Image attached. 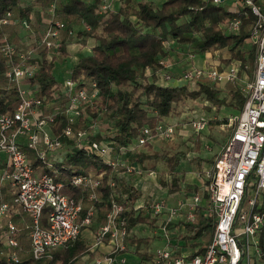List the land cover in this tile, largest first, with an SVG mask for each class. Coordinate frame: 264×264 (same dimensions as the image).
<instances>
[{"label":"built area","instance_id":"built-area-1","mask_svg":"<svg viewBox=\"0 0 264 264\" xmlns=\"http://www.w3.org/2000/svg\"><path fill=\"white\" fill-rule=\"evenodd\" d=\"M61 1L49 0L47 6L38 1L27 17H16L9 10L0 18V26L19 27L28 42L19 47L10 43L6 36L0 42V55L7 66L6 78L16 88L19 98L13 112L0 113V153L5 156V165L0 171V227L3 228L0 241L8 249L0 254L9 261H20L17 253L19 228L11 219L14 211L21 210L30 218L31 223L26 229L30 257L34 260L50 258L57 250L66 248L80 236L84 226L91 224L95 211L93 204L79 221L82 201L64 194L62 183L55 182L52 175L41 169L42 166L54 168L68 151L75 148L95 156L110 169L108 174L102 170L72 177V185L86 189L91 203L101 199L99 185L104 177H107V184L111 187L114 186L113 177H131L133 187L142 193L131 206L133 218L142 215L153 220L154 230L149 232V238H159L162 244L147 249L149 258H139V264H264V197L258 202L259 192L264 191V0H230L227 10L231 17L219 24L224 35H232L238 33L240 17L247 10L255 17L249 27L250 35L245 40L246 46L255 48V68L251 77L245 70L247 66H242L240 60L232 59L225 63L217 59L212 63V60H207L212 57V52H207L203 66L190 64L178 79L179 86L191 87V90L209 84L224 92V86L232 84L247 96V100L242 111L233 117L235 128L215 161L212 172L197 175L203 192L185 193L182 190L180 194L183 198L173 205L165 196L152 199V195H144L139 186L143 177L148 178L155 188L164 189L159 181V173L142 169L138 163L125 158L139 148L153 146L157 142L189 141L193 134L207 130V119L196 109L185 106L177 121L170 118L153 128L144 126L137 137L131 138L116 151V132L101 121L104 110L98 105L100 89L97 82L93 78L73 79L71 76V67L79 58L73 55L74 58L70 60L69 50L78 46L77 51L84 50L91 54L94 45L90 44L91 39L85 44L70 45L69 39H79L77 33L88 31L89 26L81 20L68 28L57 14ZM143 1L153 4L163 2ZM204 1L213 4L224 2ZM125 3L126 0H101L98 13H115ZM35 13H40L44 19L39 36L32 29ZM130 19L139 24L135 15ZM30 41L34 42L33 47ZM63 43L65 55L61 50ZM163 45L168 47L170 43L165 41ZM42 53H45L46 61L53 65L57 64L58 59H69L71 63L75 61L58 81L59 92L65 98L62 107L57 105V92L47 97L38 94L30 83L39 70ZM194 57L195 54L188 55L190 63H193ZM158 64L157 69H147L146 75L154 74L161 86L175 87L172 86L174 80L170 74L171 59L162 57ZM195 104L201 106L196 100ZM59 116L62 119L57 122ZM187 116L188 121H183ZM56 128L59 132L55 131ZM29 152H33L39 161L41 166L38 169L32 166ZM253 173L257 177L256 190L254 198L248 200L249 211H245L243 204ZM135 177L140 178L135 180ZM165 180L170 181L169 174L165 175ZM5 185L10 187L9 201L2 199ZM126 205V200L122 203L111 201V210L105 222L93 236V247L107 243L110 250L96 257L92 264H126V239L134 233L132 227H127L128 220L124 216ZM199 209L211 217L214 224L211 241L204 245L183 240L187 235L186 225L196 223ZM45 211L46 222L42 224Z\"/></svg>","mask_w":264,"mask_h":264},{"label":"trees","instance_id":"trees-1","mask_svg":"<svg viewBox=\"0 0 264 264\" xmlns=\"http://www.w3.org/2000/svg\"><path fill=\"white\" fill-rule=\"evenodd\" d=\"M32 1L1 0L0 18L9 10L16 17H27L32 11L33 3L40 1L44 6L49 3V0ZM100 1L63 0L58 3L57 14L68 28L81 20L89 26L88 31H79L77 38L93 40L95 44L92 53L78 59L71 67V76L73 79L93 78L97 82L100 89L98 105L104 110L101 121L111 130H115L116 151L131 138L137 137L144 126L153 128L161 121L178 116L183 107L190 105V102L202 93L216 111L222 106L232 108L237 114L242 111L247 96L241 94L238 89L235 90L232 84H228L229 95L220 97L219 92L209 84L200 85L198 91H192L185 86H161L157 80L149 79L151 76L154 78V74L147 76L146 70L157 69L160 58L171 57L173 54L188 57L190 54L225 50L229 52V58L224 60L225 63L232 59L240 60L242 66L249 65V72L253 71L255 48L245 45V40L250 35L249 27L255 20L249 10L240 17L238 33L224 35L219 29V24L231 17V14L223 4H213L204 0H163L160 5H156L143 0H126L125 5L117 12L99 14ZM132 15L136 16L139 24L131 21ZM43 20V16L36 13L32 25L36 36H39L44 27ZM4 34L12 44L16 45L20 41L22 46L23 43L28 44L25 40L26 35L17 26H0V42ZM165 41L169 42L170 46L165 47L163 45ZM30 46H34L33 41H30ZM61 50L65 55V43L62 44ZM42 57L39 70L30 83L38 94L49 97L53 92H57V105L62 107L65 98L59 92L58 81L53 75L54 65L46 61L45 53H42ZM6 71L5 60L0 55V113L13 112L19 101L16 88L6 78ZM61 119L62 116H59L57 122ZM232 127L233 130L235 124ZM55 131L59 132L58 128ZM166 147L174 151L169 149L163 152L153 151L151 147L146 146L130 153L125 159L138 163L142 169L157 171L161 186L173 194L182 188L184 175L179 174L178 167L186 160V154L179 151V145L175 143H167ZM29 156L32 166L38 169L41 165L34 153L29 152ZM159 162L164 166L161 172L157 169ZM53 169L54 171L49 169L45 172L52 175L55 182L62 183V192L77 201H82L79 221L86 216L88 208L93 204L95 211L92 218L103 224L111 210V201L122 203L123 200L127 201L124 216L128 220V229L149 219L142 215L133 218L131 206L142 193L133 187L131 177H113V187L107 184V177H104L99 185L102 197L93 203L88 200L86 189L72 185L71 179L74 175L95 174L102 170L107 174L110 172V169L95 156L72 148ZM166 174L170 175V181L165 180ZM194 189L198 193L203 192L202 188ZM25 215L24 219L27 220ZM186 232L187 235L183 237L186 242L193 241L195 245L209 243L214 232L212 218L199 209L196 223L186 225ZM127 239L136 244L142 260L149 258L145 248L149 240L133 238L131 234ZM18 240L23 249H29V239L27 240L24 230L18 236ZM199 240L203 242H197ZM1 251L4 249H0ZM85 251L86 246L78 237L61 253L54 252L50 258L34 260L29 255H22L21 261L15 263L3 256L4 258L0 257V264H72Z\"/></svg>","mask_w":264,"mask_h":264},{"label":"rangeland","instance_id":"rangeland-1","mask_svg":"<svg viewBox=\"0 0 264 264\" xmlns=\"http://www.w3.org/2000/svg\"><path fill=\"white\" fill-rule=\"evenodd\" d=\"M161 1V0H158ZM162 3V1L160 2V4ZM159 4V5H160ZM86 41H89L88 39H69V43L70 45L75 44L77 45L78 43L80 44H85ZM91 41V40H90ZM78 46H75L73 50L70 51V58L69 59H73V55H76L78 58H80L83 55L87 54V51L81 50V51H77L76 48ZM249 47V46H248ZM247 68L245 69L247 74L251 77L253 75V71L249 72V65L247 64ZM244 76V75H243ZM150 80H157V78L154 76V78L151 76V78H149ZM143 83V82H141ZM215 91L220 92V90L216 89L213 85H211ZM234 86L233 88L235 90H237V86ZM191 87H189L190 89ZM192 89V88H191ZM190 89V90H191ZM199 88H196L192 91H198ZM223 91H225L227 95H229V87L228 85H225L224 88L222 89ZM205 94H200L195 100L196 102L198 101L201 106H199V104H195V100L190 102V105H188V107H191L192 109H196L197 113L202 114L206 119H207V130H205L204 132L198 133V134H193L192 139H190V141H187L185 143H181L178 144L179 145V151H182L186 154V160L181 162V164L178 167L179 170V174H183L184 175V179L187 180L189 183L194 182L197 183V175L198 173H201V175H206L207 173H211L214 167V163L217 160V158L219 157L220 153L222 152V149L224 148V146L226 145L227 140L230 137L231 131H232V126L234 124L233 122V117L234 115H228V114H223L222 110H212L213 106L212 104L207 100V98L205 97ZM207 104L203 105L204 103ZM189 104V103H188ZM215 108V107H214ZM213 111V112H212ZM220 112V113H219ZM179 116V115H178ZM178 116L172 117V121H177L178 120ZM189 116H187L183 121L187 122L188 121ZM225 120L227 121V123H224ZM195 138V139H194ZM193 140V141H192ZM171 143V142H169ZM168 143V144H169ZM174 143V142H172ZM166 142H157L155 143L153 146H149L151 147V149L153 151H159V152H163L164 150H173L172 148L166 147ZM201 162L203 163V171H201ZM41 169L44 170H49L47 169V167L42 166ZM157 169L159 172H161L164 169L163 163L159 162L157 164ZM52 171H54V169H51ZM205 170V171H204ZM140 177H135V180H138ZM133 180V179H132ZM256 180L257 177L256 175L253 173L250 180H249V184H248V194L247 197L245 199V202L243 204V209L245 211H249V205H248V200L254 198V194H255V190H256ZM192 185V184H190ZM140 188L142 189V192L144 193V195L152 198V199H156L159 198L161 196H163V194L165 193L164 189H158L155 188L150 180L144 179V177L142 179H140V183H139ZM264 197V191H260L259 192V199L258 202L261 201V198ZM46 217H47V211H45L43 213V220L41 221L42 224H45L46 222ZM28 224L31 223L30 218L27 216V221ZM94 223H97V220L93 221ZM27 233V232H26ZM158 243H160V240H156V241H151L146 245V249H149L150 247H153L155 245H157ZM252 251V249H251Z\"/></svg>","mask_w":264,"mask_h":264},{"label":"crops","instance_id":"crops-1","mask_svg":"<svg viewBox=\"0 0 264 264\" xmlns=\"http://www.w3.org/2000/svg\"><path fill=\"white\" fill-rule=\"evenodd\" d=\"M229 3H230V0H224V2L222 4L224 6H226V8H227V5ZM35 4L33 3V5H35ZM156 5H159V4H156ZM32 10H33V8H32ZM35 19H36V13H35ZM34 22H35V20H34ZM4 36L7 37L6 34H4ZM90 44L94 45L95 42L93 40H91ZM16 46L21 47L22 46V41L17 43ZM70 51L71 50H69V53H70ZM206 53L195 54V57L193 59V63H190L188 58L186 56H183V55H179V54L178 55H174L173 54L171 57H169L171 59V61H172V67H171V70H170V74L173 76V80H174V82L172 83V86L177 87V86L180 85V83L178 82V79L185 71H187L189 69L190 64H193L194 66H198V67L203 66L204 65V57H205ZM86 55H90V54H86ZM86 55H83V56H86ZM211 55H212V57L208 58L207 60H208V62H211V60H212V63H213L217 59H220V60L223 61L226 58H228L229 57V52L225 51V50H220V51L212 52ZM70 60L68 59L67 61H63L62 59H58L57 64L54 65L53 75H54V77L56 78L57 81H59L61 79V77L64 74V71H66L73 64H75V61H73L71 63ZM226 94L227 93L225 91L224 92H220L219 96L220 97L226 96ZM221 109H223L222 110L223 114H228L230 116L234 115V114L237 115V111L233 110L230 107L222 106L219 110H221ZM212 110L214 111L216 109L213 107ZM186 140L187 139H185V140L179 139V140L175 141L174 143L178 145V144L187 142ZM170 144H172V143H170ZM69 152L70 151H68L67 153H69ZM201 163H202L201 164V169H202V166H203L204 162H201ZM4 165H5V156L0 153V171L4 167ZM196 178L198 180L197 183H194V182L189 183L187 180L184 179V181L182 183L181 190H179L178 192L173 193V194H170L167 191V189L164 188L165 193L163 194V196H165L167 199H169V202L173 205L176 200L183 198V196L180 194V191L183 190L185 193L197 192L194 188L195 187L201 188L202 184H201L200 179L198 177H196ZM190 184H192V185H190ZM2 198L5 201H9L10 198H11L10 187L8 185H5L2 188ZM24 214H23V212L21 210H18V211H14L13 215H11L12 222L19 228V232H18V235H17V242H18L17 253H18V258H19L20 261H21L22 255H25V256L29 255L30 256V241H29V249H23L21 247V245H20L19 240H18V236L20 235V233L23 230L25 231V233L27 232L26 233V238H27V240L29 239L28 230L26 229V226L28 225V223H26L27 220L24 219ZM94 220H97V219L95 218ZM94 220L92 218L91 224L88 227L84 226L82 228L79 237L84 242V244L86 246V251L79 258H76L72 262V264H92L93 260L96 257L105 255L107 252H109L110 248L107 245V243L102 244V245H100L98 247H93V236H94L95 232L98 230V228L102 225V224H100V222L98 220H97V223H94L93 222ZM154 224H155L154 221L150 220V219H147L145 222H142V223L141 222L137 223L135 226L132 227V229L134 230L133 238L135 237V238L145 239V240H149V242L156 241L157 239L160 240L159 238L153 239V238H151V236L149 238V232L154 230V228H153ZM2 229L3 228L0 227V239H1V235L3 233ZM160 244H162V241H160V243H158V245H160ZM0 246H1L0 249L8 250L7 246L2 241H0ZM62 250L63 249H60V250H57L56 252L61 253ZM126 253H127V255H126L127 256L126 264H139V260L138 259L139 258L141 259V255L138 253V251L136 249V244L135 243H131L130 241H128V239L126 240ZM0 257H3V256L0 254Z\"/></svg>","mask_w":264,"mask_h":264}]
</instances>
